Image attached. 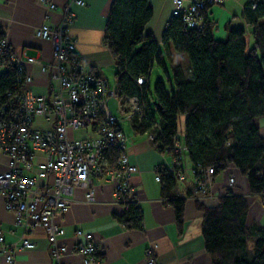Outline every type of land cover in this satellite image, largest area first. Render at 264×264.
<instances>
[{
    "label": "built area",
    "instance_id": "built-area-1",
    "mask_svg": "<svg viewBox=\"0 0 264 264\" xmlns=\"http://www.w3.org/2000/svg\"><path fill=\"white\" fill-rule=\"evenodd\" d=\"M40 1L50 10L56 8L50 0ZM226 1L171 0L172 17L199 32L203 27L202 13L206 16L211 7ZM74 5L83 6L84 1L67 0L61 6L56 24H43L35 31L36 38L50 43V59L26 57V63L36 66L43 77L46 95L32 92L34 75L24 69L20 58L11 51L8 53L10 63L16 68V77L11 89L0 92V150L8 159L6 171L0 174V196L5 202L4 209L14 214L15 225L22 229V234L7 244L0 224V260L5 264H13L17 252L35 247L24 234L34 225L45 232L53 264H62L61 258L67 253L79 255L83 264H96L99 247L93 236L78 230L76 241L60 244L58 237L63 231L56 223L57 217H62L76 203V189L84 191L83 203L95 202L93 176H110L115 184V200L125 211L129 203L139 208L140 201L131 187V178L138 169L125 153L126 139L120 127L123 119L113 115L109 102L118 100V110L128 118L132 128V117L136 116L138 128L150 117L149 101L141 92L123 94L117 82L111 89L107 80L76 53L75 41L69 34L74 22ZM7 47L5 39H0V50ZM2 62L0 54V66ZM148 82L144 77L135 79L138 86ZM154 128L160 132L158 124ZM134 135L137 134L134 132ZM143 135L153 144L158 133L147 131ZM154 146L171 159L170 165L154 170L155 180L162 183L163 177H173L184 181L189 174L182 164V156L188 151L184 140L176 136L171 147L161 150L159 144ZM112 148L119 155L110 164L108 154ZM228 169L236 168L226 164L224 171ZM190 174L193 185L189 199L199 203L215 199L211 190L214 167L197 163L192 165ZM235 184L230 176L222 195ZM153 263V259L148 261Z\"/></svg>",
    "mask_w": 264,
    "mask_h": 264
},
{
    "label": "trees",
    "instance_id": "trees-1",
    "mask_svg": "<svg viewBox=\"0 0 264 264\" xmlns=\"http://www.w3.org/2000/svg\"><path fill=\"white\" fill-rule=\"evenodd\" d=\"M151 17L148 0H113L105 25L104 41L114 58L123 94H146L149 84L138 86L135 79H148L154 64L167 75L169 62L174 90L168 92L160 80L153 88L159 123L149 104L150 117L138 128L137 117H132L134 132H156L153 145L159 144L161 150L171 147L178 136V116L183 115V140L192 165L213 166L216 176L226 164H233L247 178L250 195L264 196V138L256 124L264 116V0H250L244 5L242 19L249 33L244 27H227L222 41L214 39L213 24L202 13L199 32L172 17L159 46L144 31ZM0 39H4L1 28ZM9 52L8 47L0 50L1 93L12 88L16 77ZM173 52L187 56L188 70L174 61ZM154 124L159 125L160 132ZM118 155L112 148L109 163H115ZM173 179L163 177L162 184L180 226L185 201L173 196ZM218 200L216 207L198 205L203 212L204 250L211 264H264V227L247 226L245 197L226 191ZM120 220L127 229L140 228V209L129 203ZM251 236L257 239L249 252L247 240Z\"/></svg>",
    "mask_w": 264,
    "mask_h": 264
},
{
    "label": "crops",
    "instance_id": "crops-1",
    "mask_svg": "<svg viewBox=\"0 0 264 264\" xmlns=\"http://www.w3.org/2000/svg\"><path fill=\"white\" fill-rule=\"evenodd\" d=\"M50 1L56 5L53 10L40 0H0V28L4 39L10 51L21 59L24 69L34 75L31 90L37 95H46L48 91L38 68L27 64L26 57L43 61L50 59V43L36 38L35 31L43 24H56L61 15V6L67 0ZM83 1V6H72L74 22L69 28V34L75 41L76 53L104 77V70L115 65L104 41L105 25L113 0ZM248 1L250 0H227L224 4L208 10L206 19L213 24L212 34L216 41L225 39L227 27H244L250 32L242 19V11ZM148 3L152 17L144 31L161 46V36L172 18L173 5L171 0H148ZM185 68L188 70V63H185ZM35 90L40 93H35ZM256 124L264 138V116L258 118ZM125 153L138 169V173L131 178V187L140 201L141 227L127 229L122 224L120 219L125 213V208L115 200V184L110 176H93L95 202L83 203L84 191L76 189V203H73L62 217L56 219L57 225L63 231L58 237L60 244L76 241L75 232L81 230L90 233L99 247L96 264H148L150 259H153V264H211V258L204 250L201 232L203 212L198 205L216 207L223 187L227 184L229 176L233 175L236 184L231 192L245 197L248 204L247 226L253 229L264 227V204L250 195L247 178L241 175L237 168L228 169L214 177L211 190L215 199L206 203L189 199L193 177L190 174L192 163L187 155L184 162L182 159L183 167L189 173L187 178L184 181L173 179V196L185 201L183 218L178 226L174 208L168 201L169 195L164 193L162 183L155 180L154 170L170 165V156L156 150L147 139L127 141ZM7 165L8 159L0 150V174L6 171ZM4 205V199L0 196V224L4 231L5 243L9 244L22 234V229L16 227L14 214L6 211ZM24 234L35 247L17 252L13 264H53L49 255V243L42 227L34 225ZM250 238L252 240L249 248H252V242L257 237ZM61 262L83 264L81 257L72 253L63 255ZM0 264L5 262L0 260Z\"/></svg>",
    "mask_w": 264,
    "mask_h": 264
},
{
    "label": "rangeland",
    "instance_id": "rangeland-1",
    "mask_svg": "<svg viewBox=\"0 0 264 264\" xmlns=\"http://www.w3.org/2000/svg\"><path fill=\"white\" fill-rule=\"evenodd\" d=\"M173 59L175 62H178L180 65H183L184 66L183 68L186 71L185 63H188V58L185 54H178V53L173 52ZM166 65H167V75H166V73H164V71L161 68H159L158 66H156L154 64L151 71H150L149 78H148L149 90L146 93V95H147V99L149 101V104L151 106V111L154 113V117H155L157 123H159V118H158L155 106L153 104L155 101L154 90H153L155 82L157 80L162 81L168 92H170L171 90H174V85L172 83L171 70H170L168 61L166 62ZM2 70H3V67L0 68V71H2ZM116 72H117V69H116L115 65H111L109 68H107L103 72L104 77L107 80V83L111 89L115 86V84L117 82V78L115 75ZM34 92L40 93V92H37V90H35ZM109 107H110L111 112L113 113V115L116 118L123 119L122 121H120V127L122 128V131L125 135L126 142L127 141H143V140L147 139L146 135H139V134L136 136L134 135V130L131 126L130 121L128 120L127 117H123V115H121V112L118 110V100L117 99L111 100L109 102ZM177 125H178V136H179L180 140L183 141V130H184V116L183 115L178 116ZM182 159L184 162L186 159V154H184L182 156ZM232 177L235 179L234 175ZM253 197L261 200V202L264 204V199L262 200L261 197H259L257 195H254ZM251 240H252L251 238H249L247 240V250L249 252L251 249V247L249 248V243H251Z\"/></svg>",
    "mask_w": 264,
    "mask_h": 264
}]
</instances>
